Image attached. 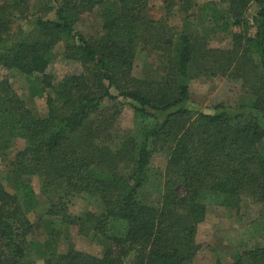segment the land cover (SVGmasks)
I'll list each match as a JSON object with an SVG mask.
<instances>
[{"label":"trees","instance_id":"trees-1","mask_svg":"<svg viewBox=\"0 0 264 264\" xmlns=\"http://www.w3.org/2000/svg\"><path fill=\"white\" fill-rule=\"evenodd\" d=\"M28 1L0 6V68L24 76L47 114L34 115L0 77V156L25 141L8 171L11 190L0 179V264H34L28 249L37 221L29 214L37 203L27 176H40L52 196L46 215L102 247L94 255L66 238L58 252L59 231L48 227L44 264H190L210 204L232 208L245 194L264 212V0H177L179 29L150 18L149 0H47L43 12L54 19L28 17ZM95 9L100 30L85 36L75 25ZM15 16L27 27L11 39ZM205 22L230 35L228 48L207 47L198 29ZM61 41L63 58L81 70L56 78L46 69ZM138 45L158 55L160 79L132 75ZM193 66L238 78L245 101L199 110L189 102ZM125 106L133 116L127 128L119 122ZM160 155L163 168L151 164ZM72 194L95 196L101 210L69 213ZM254 224L252 233L264 234V220ZM226 264H264V246Z\"/></svg>","mask_w":264,"mask_h":264},{"label":"rangeland","instance_id":"rangeland-1","mask_svg":"<svg viewBox=\"0 0 264 264\" xmlns=\"http://www.w3.org/2000/svg\"><path fill=\"white\" fill-rule=\"evenodd\" d=\"M196 5L202 4L207 0H194ZM47 0H29V9L26 12L28 17L42 16L54 19L52 12L44 13L43 5ZM10 0H0V6H9ZM169 4V7L167 5ZM196 7V6H195ZM195 7L189 12L194 11ZM255 10L252 3L248 7L247 18L250 20ZM146 13L155 20L162 19L168 25L179 29L182 27L184 14L180 9L177 0H149ZM18 15V14H17ZM197 22V17L192 18ZM27 20L15 16L10 26L9 36L12 39L19 30L27 27ZM101 21L98 16V9L88 14H81L79 22L75 25L76 29L85 36L96 34L100 30ZM199 32L204 36L206 45L213 49H225L230 46V35L226 32L213 30L211 24L203 23ZM235 29V28H234ZM250 28L249 32L253 33ZM8 36V37H9ZM64 42H59L54 49V54L50 59L46 72L60 78L62 75L81 70L77 62L65 60L63 58ZM214 67L216 64H212ZM212 72L202 73L196 66L191 69L193 76L189 79V102L198 105L202 111H210L209 108L222 103L234 107L240 101H245L246 90L241 81L230 74H211ZM132 75L136 78L160 79L164 72L159 62L158 55L149 48L138 45L135 50ZM7 77L17 92L19 97L29 107L34 115L44 117L47 108L43 98L29 95L27 80L21 74L0 68V77ZM119 122L122 127H131L132 110L125 106L120 114ZM25 144L24 139H16L4 156H0V179L8 190H11L7 181L8 171L13 164V154ZM264 148V140L262 142ZM165 157L160 155L152 159L151 164L155 167L163 168ZM26 181L31 185L36 198V207L29 214L31 221H37L33 234L29 237V257L34 264H44V258L39 254L42 250L44 241L48 238V229L55 227L59 234L54 236L56 241L55 250L65 252L67 240L78 250L94 254H101V244L97 238L90 239L78 234L75 227L66 228L58 222V219L46 215L45 209L50 203V197L42 188V178L40 176H27ZM142 193L149 197L150 188H144ZM68 212L81 214L85 211H100L101 204L95 196L72 194L67 198ZM51 221L48 226L44 221ZM264 220V212L258 203L249 195H241L237 205L232 208L224 206L209 205L207 214L203 222L198 225L196 241L200 248L190 264H226L242 253L244 249L254 246H264V234H253V226L256 221ZM49 227V228H48Z\"/></svg>","mask_w":264,"mask_h":264}]
</instances>
